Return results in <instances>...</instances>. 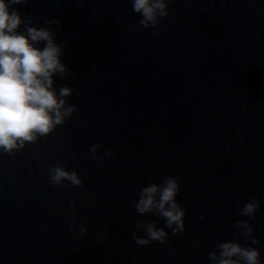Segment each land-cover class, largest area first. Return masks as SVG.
I'll list each match as a JSON object with an SVG mask.
<instances>
[{
  "label": "water",
  "instance_id": "obj_1",
  "mask_svg": "<svg viewBox=\"0 0 264 264\" xmlns=\"http://www.w3.org/2000/svg\"><path fill=\"white\" fill-rule=\"evenodd\" d=\"M16 7L64 45L56 83L77 110L0 152V264H214L231 240L264 259V0H170L156 29L131 0ZM58 163L83 183H50ZM167 176L181 183L186 230L140 245L138 224L165 221L136 211L139 192ZM250 200L259 208L242 215Z\"/></svg>",
  "mask_w": 264,
  "mask_h": 264
},
{
  "label": "clouds",
  "instance_id": "obj_2",
  "mask_svg": "<svg viewBox=\"0 0 264 264\" xmlns=\"http://www.w3.org/2000/svg\"><path fill=\"white\" fill-rule=\"evenodd\" d=\"M29 0H0V152L13 153L26 147L39 137L47 136L64 124L77 110L69 103L73 88L67 84L57 87V77L69 71L65 63L64 45L51 27L36 26L31 17L16 7ZM170 0H131L132 9L140 14L145 28H158L163 17L169 15ZM49 20L48 24H58ZM23 29V30H21ZM100 144L91 147L95 154ZM112 154L111 150L108 152ZM49 182L53 185L65 180L73 185L83 183L78 172L62 164L49 167ZM181 183L175 176H167L160 183H150L139 192L135 209L139 214L155 213L165 221L161 227L156 221L137 225L144 235L134 233L140 245L153 241L165 242L168 229L175 234L186 230L187 210L179 202ZM258 200L248 201L241 214L252 216L259 208ZM244 236L252 235L246 221H237ZM259 240L252 237V244ZM219 251L209 254L214 264H264L261 250L244 246L237 240L224 241Z\"/></svg>",
  "mask_w": 264,
  "mask_h": 264
}]
</instances>
